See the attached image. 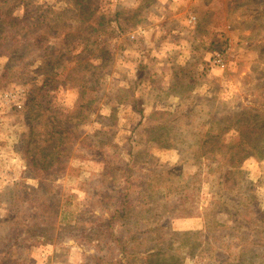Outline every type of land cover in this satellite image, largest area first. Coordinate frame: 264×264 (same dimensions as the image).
I'll list each match as a JSON object with an SVG mask.
<instances>
[{"label":"rangeland","instance_id":"1","mask_svg":"<svg viewBox=\"0 0 264 264\" xmlns=\"http://www.w3.org/2000/svg\"><path fill=\"white\" fill-rule=\"evenodd\" d=\"M251 110L264 0H0V264H264Z\"/></svg>","mask_w":264,"mask_h":264},{"label":"trees","instance_id":"2","mask_svg":"<svg viewBox=\"0 0 264 264\" xmlns=\"http://www.w3.org/2000/svg\"><path fill=\"white\" fill-rule=\"evenodd\" d=\"M81 66H83L86 71L91 68L95 69L94 66L92 67V65L89 64L87 65L86 63L85 65L82 64ZM90 72L91 70H89L86 73V75H89ZM94 74L95 73H93V75ZM81 81L82 83L81 86L79 87V89L83 93V96H81V102L78 104V108L75 111L69 112L68 114L65 115L64 121L62 120L61 121L53 120L54 122L52 121L53 137L59 134L64 135L67 134L68 132L71 133V129H73L72 127L73 125L80 124L86 118H88L87 116L88 111H90V109L92 108V104L94 103L97 96H93V98L92 96L84 97V94L86 95L87 92L93 93V89H91V87L89 88V85H93V84L91 82H88V80H85V77L82 78ZM236 118L238 119V128L236 129L235 132L242 135L243 142H241V145L244 146L245 151L252 150L250 151V153L248 152L247 154L246 153L243 154L242 158L238 157L237 159L235 158V160L233 159L232 161H230L229 165L232 167V169H234L235 171L237 170L239 171L243 163V159H246L247 157H252L254 155H258L256 154V152L259 153L260 155L264 154L263 151L264 149L261 148L260 147L261 145L259 144L260 142H264V113L262 114L257 110H251L249 112H242L238 114ZM250 129H255V130H250ZM66 137L69 138V134L65 135V138ZM56 147L57 145L54 146V151L57 150V152L59 153H61L62 149H65V146L60 147L59 145L58 148ZM37 165L40 166V163H38ZM41 167L43 168L44 166ZM44 168L48 169L47 167Z\"/></svg>","mask_w":264,"mask_h":264}]
</instances>
